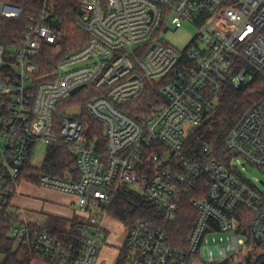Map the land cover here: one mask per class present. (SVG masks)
I'll list each match as a JSON object with an SVG mask.
<instances>
[{
    "label": "built area",
    "instance_id": "built-area-1",
    "mask_svg": "<svg viewBox=\"0 0 264 264\" xmlns=\"http://www.w3.org/2000/svg\"><path fill=\"white\" fill-rule=\"evenodd\" d=\"M24 12L0 0V18L19 20ZM64 19L86 34L83 48L64 51ZM186 25L197 34L184 51L159 38ZM47 50L59 58L51 69L40 64ZM257 75L264 77V0H44L17 43L0 45V136L6 141L0 226L19 254L51 264H95L119 190L144 196L170 221L205 178L208 197L190 200L197 218L187 249L139 221L127 233L124 264H264V193L239 169L264 168V97L223 139L228 165L218 158L219 147L194 156L184 149L191 130L219 111L226 86L240 90ZM149 81L164 82L167 103L133 118L125 109ZM88 118L104 127L103 142L85 124ZM40 143L46 154L55 146L77 159L78 180L41 173L37 184L77 198L75 243L17 221L7 206ZM241 208L256 214L248 232Z\"/></svg>",
    "mask_w": 264,
    "mask_h": 264
},
{
    "label": "trees",
    "instance_id": "trees-1",
    "mask_svg": "<svg viewBox=\"0 0 264 264\" xmlns=\"http://www.w3.org/2000/svg\"><path fill=\"white\" fill-rule=\"evenodd\" d=\"M44 0H5V2L24 9V16L19 20H9L0 18V45L4 47L17 43L25 32V25L29 18L41 7ZM63 31L66 36L64 51L81 49L87 43L86 34L70 20L64 19ZM81 41H80V40ZM59 58L54 56L52 50L44 52L41 59V67L53 68ZM164 82L149 81L143 95L136 101L130 103L125 112L133 118L150 116L157 108L165 105L167 99L161 93ZM264 97V77L257 75L253 82L246 87L235 90L231 86H226L220 97L219 111L215 114L205 115L198 127L191 130L186 142L185 152L188 155H197L206 146L219 147V159L228 165L231 155L227 148L221 145L227 134L237 125L250 108ZM85 124L91 133L103 142L104 127L97 121L88 118ZM41 173H47L58 178L65 179L68 176L74 180L79 179L76 157L67 149L51 146L45 156L41 169L32 167L31 162L21 173L20 182L27 181L37 185ZM209 194V182L207 179H200L189 197L183 198L181 210L173 220H166L160 208L149 202L144 196L136 193L130 188H124L117 192L116 197L108 210L110 217L120 222L129 231L139 221H145L156 228L168 233L169 243L180 250L188 247V238L194 222L197 218V211L191 205V199H205ZM13 197L7 201L9 208ZM264 206V205H263ZM256 214L254 211L241 208L239 210V220L245 232H248ZM78 217L74 218L71 226L68 227L67 220L51 216L45 226L40 229L48 232L56 239L67 244L75 243L77 234L75 227L81 222ZM38 227V226H37ZM129 251L122 249L121 257L117 264H124V256H128ZM0 264H22L18 259V250L14 241L9 237L5 227L0 226Z\"/></svg>",
    "mask_w": 264,
    "mask_h": 264
},
{
    "label": "crops",
    "instance_id": "crops-1",
    "mask_svg": "<svg viewBox=\"0 0 264 264\" xmlns=\"http://www.w3.org/2000/svg\"><path fill=\"white\" fill-rule=\"evenodd\" d=\"M15 208H23L29 213L38 215V217H40V215L46 214L47 220L49 217L54 216L71 221L72 217L78 215L77 198L75 196L42 188L26 181H23L20 184L16 194L13 197L11 209L14 211ZM46 222L42 225L32 222L29 224L43 227L45 226ZM104 224L107 229L106 243L101 249L95 264H117L118 260L120 259L126 238L123 243H120L119 236L116 233L119 231L118 229L125 230V227L123 224L110 216L106 218ZM19 255L24 257L23 261H25L27 264H51L47 261L25 255L23 253L18 254V256ZM19 261L24 264V262L20 259Z\"/></svg>",
    "mask_w": 264,
    "mask_h": 264
},
{
    "label": "rangeland",
    "instance_id": "rangeland-1",
    "mask_svg": "<svg viewBox=\"0 0 264 264\" xmlns=\"http://www.w3.org/2000/svg\"><path fill=\"white\" fill-rule=\"evenodd\" d=\"M196 34H197V30L195 27L191 25H186L181 30L171 29L167 33H162L159 35V38L163 41L164 44H169L170 46L174 47L175 49L181 52L187 49L189 45H191L192 40L195 38ZM5 145H6L5 139L2 136H0V153L4 151ZM46 151H47V146L45 144L43 143L37 144L31 161L32 167L38 169L42 167L45 160ZM239 169L242 172L244 179L250 185L254 186L255 188H257L258 190L264 193V168L260 169V168L248 166L245 170H243V168L240 166ZM23 181H21V183ZM13 212L17 221L24 222L26 224L32 222L42 225L47 221L46 214L40 215V217H38V215H35L34 213H29L23 208H15ZM76 217L79 218V216L76 215L72 217V220ZM71 221L67 223L68 227L71 226L72 223ZM118 230L119 231H117L116 234H118L119 236V240H120L119 242L123 243V241L126 238V233H128L129 230L127 228H125V230L123 229L122 230L118 229ZM258 252H262V249H259ZM18 257L21 261H23L24 259L23 256L19 255ZM23 262L24 264H27L25 261Z\"/></svg>",
    "mask_w": 264,
    "mask_h": 264
},
{
    "label": "water",
    "instance_id": "water-1",
    "mask_svg": "<svg viewBox=\"0 0 264 264\" xmlns=\"http://www.w3.org/2000/svg\"><path fill=\"white\" fill-rule=\"evenodd\" d=\"M81 88H77L76 90H74L73 94H75L76 92H78Z\"/></svg>",
    "mask_w": 264,
    "mask_h": 264
}]
</instances>
